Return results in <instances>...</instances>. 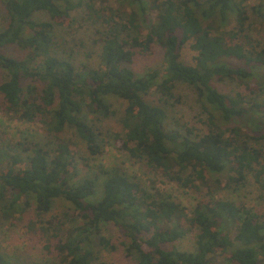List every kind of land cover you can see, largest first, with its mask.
I'll use <instances>...</instances> for the list:
<instances>
[{"label": "trees", "instance_id": "trees-1", "mask_svg": "<svg viewBox=\"0 0 264 264\" xmlns=\"http://www.w3.org/2000/svg\"><path fill=\"white\" fill-rule=\"evenodd\" d=\"M121 2L131 6L126 20L118 19L109 0H5L8 23L0 30V69L7 79L0 83V109L40 122L56 141L50 148L23 141L0 147V216L10 220L34 205L40 217L52 211L56 200L68 202L81 224L64 229L57 217L58 224L42 226L57 240L54 249L62 264H108L103 251L116 248L104 233L108 224L123 231L121 244L136 264H214L212 257L219 255L224 264H264V211L210 192L189 213L171 196L148 190L120 168L105 172L102 195L95 199L98 179H77L71 143L59 136L67 127L75 128L95 159L103 146L89 114L114 113L108 101L114 97L125 104V134H116L118 146L171 181L211 191L221 186L220 174H226L227 184H244L249 175L260 182L264 46L249 33V19L250 14L264 17V0L252 6L246 0ZM82 5L88 19L107 26L99 39V67L80 68L54 52L55 26L70 27L72 12ZM150 10L157 12L153 21ZM38 11L48 13L50 20L36 21ZM131 29L137 34L123 35ZM12 44L27 56L5 53ZM155 45L164 51V70L138 75L131 67L137 54H150ZM186 50L193 52L190 62L184 58ZM223 79L238 81L242 89L233 95L222 92L214 81ZM181 84L196 91L208 115L207 132L190 126L186 133L166 130L165 107L145 97L155 88L161 101L178 100L175 89ZM191 235L193 250L174 246ZM0 264L24 263L0 251Z\"/></svg>", "mask_w": 264, "mask_h": 264}, {"label": "rangeland", "instance_id": "rangeland-1", "mask_svg": "<svg viewBox=\"0 0 264 264\" xmlns=\"http://www.w3.org/2000/svg\"><path fill=\"white\" fill-rule=\"evenodd\" d=\"M260 2L261 0H246V4L249 6L257 5ZM109 5L116 9L119 20L127 19L128 13L131 11L128 2L109 0ZM149 14L150 20H155L156 10H150ZM33 18L36 21L50 20L48 13L44 11L36 12ZM7 23L8 15L5 9V0H0V30L4 29ZM233 24L234 21L231 26ZM249 25V33L253 39L260 46H264V17L250 14ZM106 27V24L101 20L88 19L87 7L82 5L72 12L70 27L55 26L54 52L58 56L71 58L77 67L81 68L83 65L92 68L99 67L101 51L99 39L102 33L106 31ZM122 33L124 36L135 35L137 30L131 29ZM4 51L19 58L27 56V51L15 44L6 46ZM192 56L191 50L184 52V58L187 62L192 60ZM163 62L164 51L160 46L155 45L150 54L138 53L131 67L138 75H142L153 69L163 71L165 68ZM6 79L7 72L0 69V83ZM23 83L26 85L28 80H23ZM214 84L222 92L232 95L240 88L242 89L238 81L230 79L215 80ZM175 95L178 100L161 101V94L154 88L145 97L148 102L165 107L167 112L166 130H179L186 133V127L190 126L196 129L198 133L207 132L208 115L198 101L196 91L188 85L181 84L175 89ZM108 101L114 113L108 117H103L100 114H89L90 124L96 125L101 131L99 142L103 146V151L95 159H92L85 141L75 128L67 127L59 135L61 139L71 143L76 155L79 171L77 179L82 180L85 177L98 179V193L94 197L95 199L102 195L103 181L108 175L105 172L120 168L130 177L140 181L148 190L155 192L158 189L159 192L171 196L173 200L187 207L189 213L193 212L197 200L210 192L217 198L233 200L239 204L244 203L254 211H264V176L260 182H257L253 175H249L244 184H227L226 174H220L218 176L222 178V184L218 188H213V191L206 186L196 189L183 187L171 181L161 171L149 167L144 160L132 158L126 150L118 146L116 139L117 133L122 137L125 134L122 123L125 104L122 100L114 97ZM19 141L27 144L38 143L50 148L53 147L56 140L40 122L20 120L0 109V147ZM20 153L22 157L27 155V152L23 150ZM84 159H86V165H83ZM76 216L72 206L62 199L56 200L52 211L44 216L38 217L36 215L34 205L29 206L25 213L17 214L15 218L10 220H5L0 216V251L24 264H62L60 256L54 249L57 240L53 238L51 231L45 232L42 226H54L59 223L57 217H60L63 219L64 229H67L70 225L82 223L78 217L74 220ZM48 222L53 223L50 225ZM103 230L116 245L114 250L103 251L104 260L108 264H136V258L133 255L127 256L125 247L121 244L124 241L123 231L113 224L103 226ZM59 234L60 238L63 237L64 230H60ZM48 245H50L49 248ZM95 246L100 248L98 243ZM174 246L193 250L194 236L191 235L187 239L177 242ZM224 259L225 257L222 255L212 257L214 264H224Z\"/></svg>", "mask_w": 264, "mask_h": 264}]
</instances>
